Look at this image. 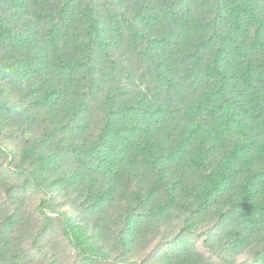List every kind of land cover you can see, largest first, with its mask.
<instances>
[{
    "label": "trees",
    "instance_id": "16d2710c",
    "mask_svg": "<svg viewBox=\"0 0 264 264\" xmlns=\"http://www.w3.org/2000/svg\"><path fill=\"white\" fill-rule=\"evenodd\" d=\"M0 264H264V0H0Z\"/></svg>",
    "mask_w": 264,
    "mask_h": 264
},
{
    "label": "rangeland",
    "instance_id": "374dc122",
    "mask_svg": "<svg viewBox=\"0 0 264 264\" xmlns=\"http://www.w3.org/2000/svg\"><path fill=\"white\" fill-rule=\"evenodd\" d=\"M202 250V248H200Z\"/></svg>",
    "mask_w": 264,
    "mask_h": 264
}]
</instances>
